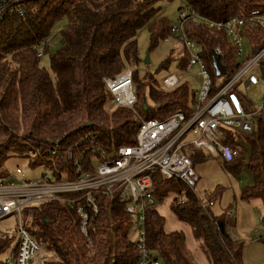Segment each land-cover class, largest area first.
Wrapping results in <instances>:
<instances>
[{
	"label": "trees",
	"instance_id": "1",
	"mask_svg": "<svg viewBox=\"0 0 264 264\" xmlns=\"http://www.w3.org/2000/svg\"><path fill=\"white\" fill-rule=\"evenodd\" d=\"M10 1L0 0V6ZM156 1L10 2L0 18V166L13 151L35 152L36 158L31 160L34 164L38 157L47 156L48 145L54 141L64 147L80 141L78 149L87 152L90 149L85 144H97L111 152L120 145L136 142L139 117L164 118L176 109H189L195 97L186 82L166 89L151 74L139 77L135 68L131 70L140 60L139 29L147 28L150 50L169 34V20L158 12ZM187 2L197 14L213 21L247 15L252 10L264 14V0ZM18 10L23 11L21 20ZM63 17L67 23L58 32L57 48L49 53L48 68L44 67L33 46L42 44L44 53H48L53 25ZM183 28L199 47L213 90L264 45V29H246L249 46L239 59L222 30L192 20ZM216 46L223 52L219 59L226 67L221 75L213 67L212 51ZM168 63L165 59L160 68ZM186 63L185 55L179 60V68L185 70ZM258 65L260 81L264 83V56ZM125 69L132 72L135 113L131 108L114 104L104 82V78L115 77ZM109 102L115 105L111 109L107 107ZM224 143L237 148L232 159L223 160V167L236 177L243 166L247 167L252 180L242 188L241 198H259L264 220V112L257 116L251 132H229ZM187 153L193 164L204 158L197 149H188ZM47 162L52 171L55 167H72L70 160L56 158ZM169 191L174 194L171 212L189 225L210 264H246L243 241L229 234L233 224L229 212L212 214L209 206L201 207L202 201L195 191L182 181L154 174L155 203L146 210L145 237L148 248L164 264H194L184 247V233L163 228L164 218L157 205ZM23 217L32 237L44 247L43 264H137L136 244L129 237L130 215L116 196L100 200V210L93 218L95 229H89L88 233L90 242L81 233L75 212L58 201L27 207ZM258 240L264 245V237ZM10 242V237H0V254ZM0 264H4L2 259Z\"/></svg>",
	"mask_w": 264,
	"mask_h": 264
},
{
	"label": "built area",
	"instance_id": "2",
	"mask_svg": "<svg viewBox=\"0 0 264 264\" xmlns=\"http://www.w3.org/2000/svg\"><path fill=\"white\" fill-rule=\"evenodd\" d=\"M20 1L25 0L10 2ZM10 2L0 6V18ZM181 2L178 23L169 26L168 35L181 42L187 56L186 69L197 68L194 103L189 109H176L164 118L139 117L136 142L120 145L111 152L97 144H85L89 146V152L79 150L80 141L66 147L58 141L51 142L46 159L52 162L56 158L70 160L72 167H55V171L48 168L49 173L37 178L25 177L19 167L12 173L0 175V220L11 214L17 217V240L3 259L4 264H27L34 255L37 264H43L45 260L44 248L25 227V208L51 201L62 203L75 212L80 231L90 242L88 233L89 229H95L93 218L100 210V200L112 196L125 204L131 225L136 229L137 264H164L148 248L145 237L146 210L155 203L152 193L154 174L163 179L177 178L193 189L199 176L187 150L204 148L215 157L230 160L236 155V148L224 143L228 133L251 132L257 116L264 112V103H252L241 90L261 82L258 64L264 56V45L213 90V81L199 54V47L183 28L186 22L192 20L195 24L204 23L220 29L226 34L236 55L240 56L245 53L246 29H264V14L252 10L247 15L213 21L197 14L187 0ZM18 13L21 20L23 11L18 10ZM33 47L36 57L40 58L44 54L42 44ZM212 52L218 57L223 55L219 46L214 47ZM253 67H256L259 76L251 72ZM104 82L114 104L133 110L136 95L130 69L115 77L104 78ZM161 82L163 88L171 89L181 80L170 73ZM30 153L36 155L35 152ZM54 172L59 176L53 175ZM211 200L212 197H208L200 203L201 207L210 206ZM6 236L0 231V237Z\"/></svg>",
	"mask_w": 264,
	"mask_h": 264
},
{
	"label": "rangeland",
	"instance_id": "3",
	"mask_svg": "<svg viewBox=\"0 0 264 264\" xmlns=\"http://www.w3.org/2000/svg\"><path fill=\"white\" fill-rule=\"evenodd\" d=\"M155 6L159 7L158 12L166 16L169 24L178 23L179 9L182 6L181 0H157ZM66 18L63 17L56 21L51 30L52 39L48 45V53H44L39 58L40 65L48 68L49 53L58 46V32L66 25ZM244 51L249 46L246 38L243 43ZM137 49L139 62L134 68L138 76L142 77L146 73L151 74L153 79L162 85V78L167 74H175L182 82H186L189 89L196 88L195 72L196 67L181 70L179 60L185 56L181 42L173 36L165 35L158 40L157 44L151 50L149 49V38L147 28L144 26L139 29L137 34ZM148 54L149 62L143 63L144 56ZM243 56H238L239 59ZM168 59L169 63L165 68H160V64ZM256 76H259L256 67L251 70ZM241 90L247 95L252 103L264 102V83L251 84L246 89ZM115 105L108 103L107 107L111 109ZM188 138L190 135L187 136ZM237 148V147H236ZM204 158L194 163V168L199 176V180L193 190L202 202H205L209 196L212 197V204L209 206L214 215L223 211L231 214L233 224L229 227V234L232 238L243 241V260L246 264L264 263V245L258 240L260 236L264 237V220H262V202L259 198L243 199L241 190L245 185L251 183L252 176L246 166H243L237 177L233 176L223 167L222 157L213 156L208 150L198 149ZM28 154V156H26ZM36 156L31 153L11 152L10 156L0 166V175L14 172L16 167L21 168L25 177L37 178L44 173H49L48 162L45 156H40L34 164L31 160ZM213 194V195H212ZM209 195V196H208ZM174 194L169 191L164 199L157 205L158 212L164 218L163 228L165 231L181 230L184 233V247L188 258L194 264H210L198 241L193 237L190 227L186 222L178 220L170 210V203ZM17 217L11 214L0 220V231L5 232L11 238L8 248L1 254L0 259H4L14 246L16 236ZM129 237L136 239V229L130 228ZM43 247V246H42ZM44 248V247H43ZM36 255H34L27 264H37ZM46 257V252H45Z\"/></svg>",
	"mask_w": 264,
	"mask_h": 264
},
{
	"label": "water",
	"instance_id": "4",
	"mask_svg": "<svg viewBox=\"0 0 264 264\" xmlns=\"http://www.w3.org/2000/svg\"><path fill=\"white\" fill-rule=\"evenodd\" d=\"M212 61H213V67L215 69V73L217 75H221L225 73L226 67L223 65V63L220 61L219 57L215 54L212 55ZM149 62V56L146 54L143 58V63H148Z\"/></svg>",
	"mask_w": 264,
	"mask_h": 264
}]
</instances>
